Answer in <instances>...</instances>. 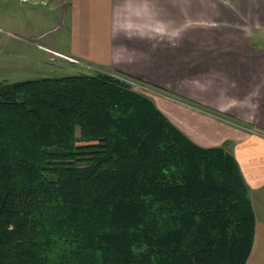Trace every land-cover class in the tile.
Here are the masks:
<instances>
[{
  "label": "trees",
  "instance_id": "1",
  "mask_svg": "<svg viewBox=\"0 0 264 264\" xmlns=\"http://www.w3.org/2000/svg\"><path fill=\"white\" fill-rule=\"evenodd\" d=\"M122 78L138 81L0 82V264H245L254 215L233 156Z\"/></svg>",
  "mask_w": 264,
  "mask_h": 264
},
{
  "label": "crops",
  "instance_id": "2",
  "mask_svg": "<svg viewBox=\"0 0 264 264\" xmlns=\"http://www.w3.org/2000/svg\"><path fill=\"white\" fill-rule=\"evenodd\" d=\"M16 1L20 8L17 28L26 38H33L22 19L26 12L34 21L36 38H50L53 46L62 47L64 54H58L68 63L91 72L129 76L166 92L175 91L182 103L207 106L213 108L209 111L223 115L222 122L189 111L184 105L154 102L194 144L223 147L233 156L254 215L253 241L245 264H264V47L257 45L264 35L256 39L250 36L248 43L238 46L245 59L239 65L228 62L225 54L223 81L209 80L207 90L194 95L173 84L166 38L152 32L153 20L162 23L164 12L208 10L256 12V30L262 33L264 0ZM10 22V17L0 16L2 26ZM44 27L50 29L43 32ZM224 38H231V33Z\"/></svg>",
  "mask_w": 264,
  "mask_h": 264
},
{
  "label": "rangeland",
  "instance_id": "3",
  "mask_svg": "<svg viewBox=\"0 0 264 264\" xmlns=\"http://www.w3.org/2000/svg\"><path fill=\"white\" fill-rule=\"evenodd\" d=\"M16 2V0H0V16L5 15L13 21L5 26L0 24V82L16 83L48 77L98 73L68 63L58 54H64L62 47L53 46L49 42L50 38H36L34 21L25 12L22 19L28 25L27 29L32 32L33 37L26 38L25 34L17 28L16 14L20 13V8L17 7ZM38 9L42 10V8ZM255 20L256 12L208 10L168 11L164 12L162 23L159 20H153V35L162 34L166 38L169 71L173 77V84L183 87V92L195 95L207 90L209 80L222 82L224 55H228V62L239 65L245 59L241 58L242 53L238 46L248 43L250 36L256 39V37H262L260 34L264 35L263 30H260L262 33L256 30ZM48 29L50 28L44 27L43 32H47ZM229 32L231 38H224L225 35H229ZM257 45L264 47V37L261 38V42H257ZM122 80L155 104H158L160 100L170 101L176 105H184L187 110L201 116L222 122L225 120L221 113L209 111L213 108L207 106L198 108L182 103V99L177 97L175 91L154 89L146 83L129 78H122ZM127 80L132 81L133 84ZM235 126L239 127V125ZM75 135L79 137L77 129Z\"/></svg>",
  "mask_w": 264,
  "mask_h": 264
},
{
  "label": "built area",
  "instance_id": "4",
  "mask_svg": "<svg viewBox=\"0 0 264 264\" xmlns=\"http://www.w3.org/2000/svg\"><path fill=\"white\" fill-rule=\"evenodd\" d=\"M74 61V60H73ZM130 84H133V82L132 81H129V80H127Z\"/></svg>",
  "mask_w": 264,
  "mask_h": 264
}]
</instances>
